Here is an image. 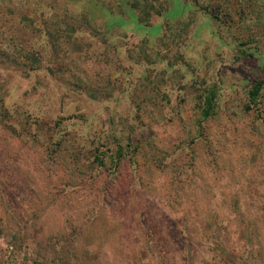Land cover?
<instances>
[{"label":"rangeland","instance_id":"obj_1","mask_svg":"<svg viewBox=\"0 0 264 264\" xmlns=\"http://www.w3.org/2000/svg\"><path fill=\"white\" fill-rule=\"evenodd\" d=\"M104 3L0 0V264H264V0Z\"/></svg>","mask_w":264,"mask_h":264},{"label":"trees","instance_id":"obj_2","mask_svg":"<svg viewBox=\"0 0 264 264\" xmlns=\"http://www.w3.org/2000/svg\"><path fill=\"white\" fill-rule=\"evenodd\" d=\"M96 5L100 4L101 6H104V2L105 0H92ZM239 4H241V0H238ZM243 10V8H242ZM261 88V84H256L255 86H253V88L251 89V91L249 92V95L251 97V99H255L256 97H258L259 91ZM215 95L213 92H209L208 96H206L204 98V107L202 109L201 112V117H202V121L206 120L211 114H212V110H213V101H214ZM97 158V157H96Z\"/></svg>","mask_w":264,"mask_h":264}]
</instances>
